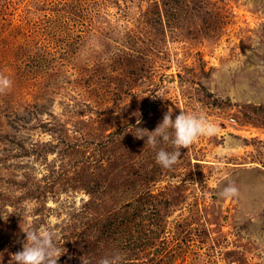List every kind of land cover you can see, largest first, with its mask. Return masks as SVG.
<instances>
[{"label": "rangeland", "instance_id": "1", "mask_svg": "<svg viewBox=\"0 0 264 264\" xmlns=\"http://www.w3.org/2000/svg\"><path fill=\"white\" fill-rule=\"evenodd\" d=\"M0 74V264L34 229L98 264L121 216L169 262L264 264V0H0ZM183 110L219 133L161 167L135 134Z\"/></svg>", "mask_w": 264, "mask_h": 264}, {"label": "clouds", "instance_id": "2", "mask_svg": "<svg viewBox=\"0 0 264 264\" xmlns=\"http://www.w3.org/2000/svg\"><path fill=\"white\" fill-rule=\"evenodd\" d=\"M13 81L6 75L0 74V93L10 90ZM141 129L137 138L147 137L145 145H150L157 149L161 142L170 143L174 151L169 152L164 148H159L156 152V162L161 167L171 168L177 163L181 156V149H189L196 143L201 136H213L219 133L215 124L207 120L200 114H190L182 111L173 119L172 112L165 113L162 122L151 132H144ZM238 189L235 186H226L223 190L225 197L236 196ZM26 232V241L23 249L13 254L11 264H57L59 257L62 255L56 246V234L50 230H32ZM83 264H89L82 258ZM98 264H113L105 257Z\"/></svg>", "mask_w": 264, "mask_h": 264}, {"label": "trees", "instance_id": "3", "mask_svg": "<svg viewBox=\"0 0 264 264\" xmlns=\"http://www.w3.org/2000/svg\"><path fill=\"white\" fill-rule=\"evenodd\" d=\"M128 204H130V202ZM121 218L124 219V222L121 220L122 222L119 223L121 225L117 235L113 237L112 240L111 236L102 235L99 242H97L99 244L96 246L97 250L108 247L111 251L108 255L101 250V254L103 255H99L98 262L102 258L107 257L113 264H152L154 261L155 264H176L175 262H169V259H167L168 252L166 246H169V244H167L166 238L162 237V231L165 230L162 223L159 224V228L152 232H147L146 229L139 230L134 223H132V225L127 224L128 217L121 216ZM108 219H110V217ZM102 225L104 230L112 229L114 226L111 220ZM208 233H210L209 229L205 228L203 232L198 235L200 242L198 245L199 249H202V245L207 242ZM103 239V244H100V241ZM184 239L186 240L187 246H189V241L192 239L190 228ZM208 256V252H199V257L197 256L196 260L193 262L190 261L189 264H206L205 260L212 257Z\"/></svg>", "mask_w": 264, "mask_h": 264}]
</instances>
